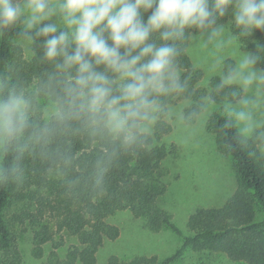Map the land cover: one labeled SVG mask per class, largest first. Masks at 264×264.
I'll use <instances>...</instances> for the list:
<instances>
[{
  "label": "clouds",
  "instance_id": "obj_1",
  "mask_svg": "<svg viewBox=\"0 0 264 264\" xmlns=\"http://www.w3.org/2000/svg\"><path fill=\"white\" fill-rule=\"evenodd\" d=\"M229 9L226 26L219 21ZM12 29L41 42L48 68L30 82L0 73V183L22 181L27 157L64 175L92 152L84 178L98 187L121 151L177 115V99L191 108L179 118L191 122L219 98L222 128L264 151V45L241 51L242 40L264 31V0H0V38ZM190 48L207 51V72L219 77L195 102L180 63ZM226 50L236 57L227 65Z\"/></svg>",
  "mask_w": 264,
  "mask_h": 264
},
{
  "label": "trees",
  "instance_id": "obj_2",
  "mask_svg": "<svg viewBox=\"0 0 264 264\" xmlns=\"http://www.w3.org/2000/svg\"><path fill=\"white\" fill-rule=\"evenodd\" d=\"M149 15L151 10L143 14L145 22ZM233 19L232 10L229 9L219 22L228 26ZM232 30L235 31L234 25ZM17 31L12 29L0 38V73L30 82L48 65L39 60L40 41L31 44L32 59L24 57L22 48L15 43L21 40L17 37ZM257 44L264 45V31H254L248 41H241V45H245L243 49L250 52L255 51ZM180 63L185 74L191 76L190 99L195 102L204 95L196 87L201 74L193 68L188 54L180 57ZM228 63L231 62L226 65ZM258 67L264 69V62L259 63ZM218 80L213 79L210 85ZM180 101L183 100H173L172 103ZM217 103H221L219 98ZM190 110V107L187 108L185 113ZM225 119L226 116L217 114L210 122L219 149L227 152L234 161L238 186L231 198L220 208L198 209L193 213L187 223L192 235L184 238L181 249L171 257L160 262L156 258L143 256L129 263L112 257L105 264H173L186 249L223 254L246 264H264V159L252 142L241 143L237 139L236 128H222ZM169 132L170 128L166 129L160 124L142 146L121 151L109 167L103 184L98 187L84 178L94 159L92 152L82 155L77 171L64 175L49 174L42 161L25 158L26 174L23 180L0 183L1 264H21L6 211L17 194L33 186L45 189V195L37 199V212L34 215L41 229L35 235L36 245L40 247L50 239L49 224H53L58 232L68 231L77 237L80 244V248L69 252L65 259H59L55 264H97L96 255L104 242L115 240L120 234L119 229L107 221L118 212L127 211L142 219L150 231L159 232L169 228L181 234L171 215L157 205L158 198L166 188L162 161L167 152L156 142ZM10 158L11 154L8 156ZM4 159L1 154L0 162ZM76 176H81L78 183L73 182ZM47 214H50L52 223L39 224Z\"/></svg>",
  "mask_w": 264,
  "mask_h": 264
},
{
  "label": "rangeland",
  "instance_id": "obj_3",
  "mask_svg": "<svg viewBox=\"0 0 264 264\" xmlns=\"http://www.w3.org/2000/svg\"><path fill=\"white\" fill-rule=\"evenodd\" d=\"M15 43L22 48L24 57L31 60L32 45L23 40H17ZM241 51L245 50L242 48ZM187 54L193 68L201 74L196 87L205 94L211 81L219 78L207 72V62L211 57L207 51L199 48H190ZM223 54L230 56L225 64L236 58L231 54V50H226ZM175 105L177 115L158 122L151 135H154L156 127L160 124L166 129L170 128V132L156 142L167 152L166 158L162 161L166 188L158 198L157 205L171 215L181 234L169 228H163L159 232L150 231L142 219L127 211L118 212L107 221L116 226L120 234L117 239L104 242L96 255L97 264H105L112 257H117L123 263L143 256L156 258L160 262L171 257L181 249L184 238L192 235L187 227L189 217L198 209L222 207L237 189L234 161L227 152L219 149L216 134L211 128L210 121L214 115L226 116L221 103L213 105L207 114L191 124L179 118V113L185 112L190 105L184 101ZM257 119L264 122V106L258 111ZM257 149L264 159V151ZM43 195H45L43 187L33 186L25 189L12 199L6 211L21 264H55L59 259H65L69 252L80 248L77 237L68 231L58 232L53 224H49L50 239L40 247L36 245L35 235L41 229L36 224L34 215L37 212V199ZM48 221L52 223L50 214H47L46 219L39 224ZM1 262L0 253V264ZM173 264L246 263L231 260L223 254L186 249Z\"/></svg>",
  "mask_w": 264,
  "mask_h": 264
}]
</instances>
